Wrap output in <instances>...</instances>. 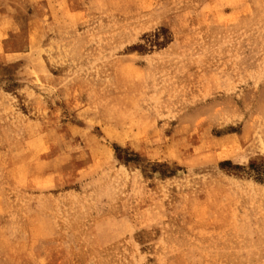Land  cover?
I'll return each instance as SVG.
<instances>
[{
    "label": "rangeland",
    "instance_id": "rangeland-1",
    "mask_svg": "<svg viewBox=\"0 0 264 264\" xmlns=\"http://www.w3.org/2000/svg\"><path fill=\"white\" fill-rule=\"evenodd\" d=\"M0 264H264V0H0Z\"/></svg>",
    "mask_w": 264,
    "mask_h": 264
}]
</instances>
